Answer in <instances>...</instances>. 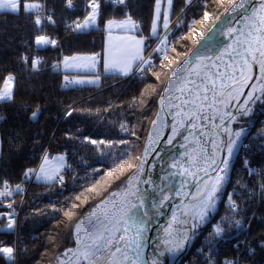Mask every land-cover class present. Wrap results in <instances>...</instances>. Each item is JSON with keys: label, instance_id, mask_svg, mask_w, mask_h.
Returning a JSON list of instances; mask_svg holds the SVG:
<instances>
[{"label": "trees", "instance_id": "trees-1", "mask_svg": "<svg viewBox=\"0 0 264 264\" xmlns=\"http://www.w3.org/2000/svg\"><path fill=\"white\" fill-rule=\"evenodd\" d=\"M234 1L200 0L180 14L183 5L181 0H175L172 18H176V22L168 34L171 48L165 51L168 61L179 62L185 58ZM64 2L49 1L52 21L40 26L35 24L34 13L25 12L24 0H21L19 12H0V90L9 75L14 77L13 99L0 101V184L7 181L16 187L29 184L33 178L16 230L5 228L3 224L8 217L15 223L14 209L19 198L12 210L0 205V214L7 215L0 219V248H15L16 264L52 263L62 251L74 246L75 223L111 191L134 179L152 133L159 94L178 65L176 62L172 69L164 70L166 61L154 55V66L146 68L142 77L101 76L98 86L63 87L65 75L59 63L64 57H101L105 25L109 20L122 18L124 10L143 25L145 35L150 34L156 5V0H126L125 6L119 8L102 5L94 27L66 32L62 26L66 11ZM205 12L209 16L207 24L200 23ZM189 27L198 30L201 36L192 40ZM38 36L55 40L56 46L37 45ZM34 59L40 61L37 70L32 69ZM37 110L38 116L33 120L32 113ZM258 115L257 107L252 108L244 120L251 121ZM238 127L235 124L234 128ZM251 129V135H256L264 129V124H254ZM244 150L242 147L235 158L232 178L237 177L244 185L243 189L235 191L234 199L238 198L235 202L247 207L251 204L248 196L255 181L252 177L246 178L245 168L239 161L241 156L244 158L250 153V158H246L249 166H260L264 151L259 145L251 151ZM44 153L49 158L65 157L62 182H40L34 177ZM124 160H129L134 167L125 166L120 171H113ZM27 169H33L34 173L26 178ZM118 181L121 182L119 186ZM69 209L73 210L66 216ZM260 210L262 220L253 217L249 225L250 235L245 240L248 248L242 251L240 245L235 249L236 244L228 243L225 250L222 249L223 256L220 252L214 254L213 264H225L238 256L237 264H264L261 246L264 242V204ZM245 220L250 221L244 217L242 221ZM204 230L206 227L201 229V237L207 233ZM197 246L199 242L194 241L182 261L187 259L191 264H204L190 255ZM0 264L13 263L6 261L0 253Z\"/></svg>", "mask_w": 264, "mask_h": 264}, {"label": "snow or ice", "instance_id": "snow-or-ice-1", "mask_svg": "<svg viewBox=\"0 0 264 264\" xmlns=\"http://www.w3.org/2000/svg\"><path fill=\"white\" fill-rule=\"evenodd\" d=\"M190 2V0H189ZM231 2V0H230ZM113 3H119L124 4L125 0H113ZM68 7L72 6L71 0H67ZM168 7H171L172 0H167ZM245 4V0H239V3H236L232 8L231 11H236L237 8H243ZM87 8L91 9V11L88 13V15L84 18L83 23L74 22L75 23V29L83 30L91 25H94L97 19V16L99 15L100 10V4L98 0H88V3L86 5ZM43 8V5L38 2V0H30V2L24 3V10L25 12H34L37 10H40ZM11 11V12H17L19 10V3L18 0H0V11ZM161 0H156V14L153 19V26H152V32L153 34H156V28H157V21L161 17ZM264 12V0H260V7L259 8H253L251 17H246V19L251 23L253 21V18L259 21V27L255 28L256 36L253 37L252 32L248 33V39L245 41H240V44L247 43L249 45L248 48L242 49L241 51L237 52V56L239 59H234L233 63L228 65L227 71H221L217 72L215 74V79L212 78V76L205 75V82L201 83L199 85H196V93L193 95V98L191 100H185L184 104H192L194 105L191 112L184 113V116L191 115L192 117L198 119V110H201L204 108L203 101L208 100V96L205 94L204 96L199 95V91H203L204 93H207L209 90L213 93V103H216L215 100L216 96H225L227 95L229 98H236L233 97V92H238V89L231 88L230 91L225 92L226 89H229V84L227 83L228 80H236V72H240L241 79L247 80L251 79V76H245V71H250L251 69V62L248 59V57L251 58V61H255L256 57L253 55V47L252 45L256 42H259L260 44V55L264 57V15H258V13ZM47 19L49 21H52V17L48 16ZM209 19L208 13L205 12L204 14V20L200 21V23H204ZM163 21H164V28H168V9H163ZM35 24L39 26L41 24V19L39 15L36 16ZM113 25H116L117 27L126 28L127 26H131L133 28L138 27V25L132 20L131 16H127V18L123 21H120L117 23L116 21L109 20L107 22V27L111 28ZM235 30L232 28L228 29V33H232ZM243 35V33H241ZM166 40H162L161 43L164 44ZM37 45H46V44H53L55 45L56 41L49 40L45 36H38L36 38ZM143 41H136L137 45L142 44ZM159 47L156 49V51H159ZM245 53H247V56H245ZM122 56H127L126 53L121 54ZM72 59H78L77 57H73ZM82 59L95 61L96 56L92 57H84ZM164 59L167 60L168 57L165 55ZM68 58H65V61L67 62ZM134 60H140L142 62L141 68L138 70H142V65L149 63V61L144 60L143 57L140 55L139 49L136 50V52L132 53L130 57H128L125 60H121L117 57V54L111 52L110 50L106 53L105 56V69H117L122 74L127 75L132 70V61ZM260 70L261 73L264 74V60H261L260 62ZM39 60L34 59L32 61V69L37 70L38 69ZM87 66V65H86ZM91 67H95V64H91ZM185 67H187V64H185ZM213 67H217L216 65H213ZM184 69H178V71H183ZM198 74V73H197ZM175 75V73H174ZM14 81V77L9 75L5 81L3 89L0 90V101L5 100H12L13 94H12V82ZM76 83H82L83 81H75ZM210 82L211 83V89L207 88L205 85ZM219 82V83H218ZM195 83V82H192ZM171 87V84L169 85ZM255 86H253L254 88ZM167 95V92L165 93V96ZM253 98V93L250 91L247 94V99L245 100V104L249 100ZM197 101H201V103H197ZM164 102V98L162 97L161 103ZM219 103H224L223 100L219 101ZM211 107V105H209ZM243 108V105H241ZM249 109H244V114L247 115ZM70 115V113H69ZM177 115H180V113H177ZM223 115H227L231 119H235V116H233L231 113H224L222 114L221 123H223ZM38 116V110L34 111L32 113L31 118L35 120ZM161 120V115H157V120L153 122V131H157V122ZM181 126H183L181 124ZM123 127V126H122ZM192 127H196V125H192ZM225 132L229 131L227 128L223 129ZM173 132H176V129H173ZM240 132H236V137L240 136ZM187 139V138H186ZM171 138L169 139L168 143H171ZM92 143H97L96 141H92ZM100 143H103L101 141ZM149 143H151V135L149 139ZM198 145L200 144V141H195ZM236 144L235 140H231L227 144V152L229 156H231L233 152L234 145ZM213 151L211 154L207 152L206 149L203 148V146H199L196 148L191 149L190 152H186L185 155L188 156L189 159V168H183L181 171V175H188V176H196V173L191 171V168H197L199 171L204 172L207 175L208 168L212 167L213 165L217 164V153H216V146L217 142L213 140ZM147 155V151L145 153ZM56 161H59V165L56 167L51 166V161L49 160V157L47 154L43 157V163L41 164L38 171L35 172V175L37 179L43 178L44 180H52L56 177V175L59 173L60 167L63 166V156H58L52 158ZM139 159V158H137ZM201 161L207 165V167H201ZM228 159L225 158L220 161V164L222 167H220L217 171V175L214 180H212L211 183H209V180H203L201 184L197 185V191L196 194L193 196V199L199 200V207L196 208L191 212V215L193 217L194 221H202L204 216L207 214V211L209 208H211L214 205L216 194L220 191L221 188V182L224 180V175L222 173L226 174L228 169ZM247 163V162H245ZM127 166L128 168L134 167L132 163H130L129 160H124L119 167L114 169L113 171H120L122 168ZM175 166V165H174ZM143 171V168L140 169ZM34 173L33 169H27L24 173L25 177H29L31 174ZM60 181L62 182L63 177L61 176ZM6 186V190L3 192H0V196L4 195H11V192L7 191V181L4 182ZM131 184V180H130ZM17 191H21L20 186H16ZM134 194V193H133ZM113 195H116L115 193ZM168 196L161 193V200L159 202V207H163L164 201L168 200ZM79 199V197L77 198ZM137 199H140V197H137ZM230 200V207L233 211L236 210L235 202L231 200V194L229 195ZM108 201L103 202V204H107ZM103 205H98L97 209L94 210V212H100V208ZM143 208V203L137 205V204H131L129 207L124 208V205H120L119 208H117V211H120V208H124L123 215L122 216H116L115 214H112V218H106L101 219V217L105 216V213L100 212L98 216L94 215L93 213H89L87 217L84 218L85 221H90L92 219L96 220V225H93L91 232L87 234V239L90 241L89 243L83 242V240L80 237L79 228L80 225H77V249H68L65 253V255L68 254V252H72L73 255L77 256V264L79 259H83L86 264H97V261L101 258V256L105 255L107 253V264H140L142 259V244L144 239H146L143 236V232L141 229V223L137 222L136 220L132 219L133 216L136 215V213L133 212V209L136 208ZM75 208V205L73 206ZM73 209H69L68 212L65 213L66 216H68ZM110 211V210H109ZM132 220V226H134V235L132 237L128 236L129 233V221ZM176 222V217L173 216V221ZM169 224V228L165 229L166 234L169 236L172 235L170 228L171 223ZM83 223V222H82ZM187 223V221H185ZM124 225L123 232L121 233V225ZM237 225H239V221H237ZM12 221L9 220V223L7 227L9 229L12 228ZM222 229L220 226H217L215 231L217 234L220 233ZM117 234H120L117 238ZM187 238V233H183L179 238H177L174 241L170 242V246L167 248L168 251H173L174 249H178L182 246L184 239ZM168 243V242H166ZM121 244H123V248L121 247ZM14 249L11 247H4L0 248V253L5 254V256L11 260L12 254ZM117 253L120 254L119 257H117ZM131 253V254H130ZM99 254V255H98ZM163 255V253H161ZM61 264H63V261H61Z\"/></svg>", "mask_w": 264, "mask_h": 264}, {"label": "water", "instance_id": "water-1", "mask_svg": "<svg viewBox=\"0 0 264 264\" xmlns=\"http://www.w3.org/2000/svg\"><path fill=\"white\" fill-rule=\"evenodd\" d=\"M236 3H239V0L230 6L226 13L202 37L194 49L173 70L158 98L155 121L158 114L161 115V120L157 122V131L154 132L152 129L154 146H151L150 154L147 157L145 156V159L141 160L140 163V169L142 167L143 171L139 170L138 190L135 199V204L139 205L143 203L144 205L143 208L138 207L135 209L137 216L134 218V220L141 223L143 236L146 238L141 248L142 259L140 264H160L156 256L159 255V251L164 249L160 246V249L156 250L157 244L162 241L158 240L157 242L158 234L164 227L167 219L179 213L180 208L189 201V196L194 194L196 189L193 183H189L188 175L185 174V178L182 180L181 175L176 173L177 164L182 161L185 147L190 142L189 139L193 134H198V130H188L197 121L196 118L191 119L190 115L184 116V113L191 112L194 107L192 104L185 105L184 101L193 98V95L197 91L196 85L205 82L206 74L215 79L217 72L227 71L228 65L232 64L234 59H239L237 52L249 47L247 43L240 44V41L247 40L249 32H252L253 37H255V28L260 26L259 21L255 18H253L251 23L246 19V17H251L253 8L260 7V0L245 1V6L241 10L233 16L227 17L231 8ZM258 15H264V12L258 13ZM220 25H223L224 28L218 34V27ZM229 28L235 31L229 34ZM245 56H247V53H245ZM185 64H187V67H185ZM213 65L217 67H213ZM181 68L184 70L178 71ZM232 81H227L229 86ZM170 84L171 87H169ZM205 86L211 89L210 82ZM166 92L167 95L165 96ZM255 93L256 91L253 93V99ZM205 94L208 96V100L202 102L204 108L198 110V116L209 105L215 107L217 110H221L219 96L215 97L217 102L213 103L212 91L209 90L207 93L199 91L200 96H204ZM162 97L164 98L163 103H161ZM197 103H201V101H197ZM177 113H180V115H177ZM186 117L188 118L185 120ZM210 123L211 129L209 128L208 131L212 132H210L209 140L205 142L203 138L201 144L207 151L212 147L213 136L218 130L217 127L220 128V124L217 121H210ZM174 128L176 129L175 133L173 132ZM201 131L204 137L208 138V135L205 134L208 131ZM170 138L172 142L168 143ZM148 140L144 147V153L150 147L148 146ZM219 166L220 162L212 170L213 173L209 175L211 180L214 179ZM189 167L186 166L185 168ZM193 169L196 168H191V170ZM161 193L166 194L169 198L164 202L163 207L156 209V206H153V200L156 197H160ZM137 197H140V199H137ZM128 227L130 229L128 235L132 237L135 231L134 226L131 223ZM188 237L184 239L185 250L189 241Z\"/></svg>", "mask_w": 264, "mask_h": 264}, {"label": "rangeland", "instance_id": "rangeland-1", "mask_svg": "<svg viewBox=\"0 0 264 264\" xmlns=\"http://www.w3.org/2000/svg\"><path fill=\"white\" fill-rule=\"evenodd\" d=\"M174 1L175 0H172L171 7L169 8L168 4H167V0H161V9H162L161 17L157 21V26H158L159 21H160V29L158 31L156 28V34H153V32H151L150 34L145 35V33L143 32V25H142V29L140 30L142 34L138 35L140 37V40L142 41V36H144V37L146 36L148 38V40H150L149 41L150 46L152 45V47H153L154 45H156L153 53H151L148 57L149 63L143 64L142 70H139V72H142V76H143V73H144L146 68L154 66V63L152 61V58L154 55H157V57L160 58V60H163L164 56H165V51L171 48V43L168 40V34H169L170 29L172 28V26L176 22V18H172V9L174 6ZM199 1L200 0H190V2H189V0H181L183 7L181 8L180 14L185 13L187 10H189L193 5L197 4ZM220 1L222 3L228 2V0H220ZM236 1L237 0H235L234 2H236ZM26 2H30V0L29 1L24 0V3H26ZM18 3H19V10H20L21 0H18ZM23 7H24V4H23ZM110 7L116 8L114 6H110ZM66 8H67V6H66ZM163 9H168V28L167 29H165L163 26V24H164ZM19 10L17 12H19ZM5 11H7V10H5ZM0 12H3V11H0ZM8 12H11V11H8ZM17 12H15V13H17ZM39 12L41 14H43V12L41 10H37L38 14H40ZM12 13H14V12H12ZM126 13H127V11L124 10L122 12V18L113 19V21L120 22V21L125 20L127 18L125 16ZM155 14H156V5H155L154 17H155ZM204 14L205 13L202 14L200 21L204 20ZM87 15H88V13L86 15L81 16V20H79L78 22L83 23L84 18ZM129 16H131V15L129 14ZM131 18H132V16H131ZM132 20H133V18H132ZM208 20L205 21L203 24H207ZM133 21L136 24L138 23L137 20H133ZM45 22H50V21L45 20ZM94 26H95V24L91 25L90 27H94ZM90 27H88V28H90ZM88 28L80 30V31L87 30ZM132 28L133 27H131V26H127L126 28H121V27H117L116 25H113L111 28H108L107 24L105 26V29L109 35H111V32H112V34H113V32L114 33H117L118 31H119V33L122 32L121 36H124V38H122V39H124V41L122 42L121 48H122V51H124V52L128 51L126 53L127 56H125L126 59L128 57H130V55L132 53L135 52L134 51V49H135L134 40L135 39H133V36L130 35ZM189 29L191 30L189 37H191L192 40L200 37V36L197 37L196 35H194V30H196L195 28L189 27ZM134 30L136 31L135 28H134ZM65 31L71 32L70 30H65ZM162 40H166V42L164 44H162L161 43ZM135 41H137V40H135ZM46 45H44V46H46ZM158 47L160 50L156 51V49ZM151 48H149V46L147 48H145V47L143 48L144 49L143 55H142L143 58L145 55L149 54ZM124 52H122L121 54H124ZM60 55H61V57H64V55L62 53H60ZM182 60H180L178 62L177 60L176 61H174V60L168 61V59L167 60L164 59V61H166V64H167V65H165L166 67L164 68V70H166L167 68H168L167 70L172 69L174 63L178 62V65H179V63ZM61 61H60V63H61ZM141 64H142V62L139 60L137 62V64L134 66L131 74H129L127 77H122V78L125 79L128 77H134L135 74L132 75L133 72L135 70L138 71V69L141 68ZM59 67L61 68V64ZM173 70H172V72H173ZM97 77H100V76H97ZM136 77H138V76L136 75ZM64 79H66L67 81L70 80V78H68L67 76L63 77L62 81ZM167 79H166V81H167ZM99 83H100V81L96 85H93V86H98ZM13 85H14V81L12 82V89H13ZM72 85H79V84L76 82H74V83L72 82L71 86ZM79 86H91V85H79ZM159 96H160V94H159ZM263 103H264V75H263V79H262V81L258 87L257 94L254 97L251 105L249 106L250 111H248L247 115L242 114L241 116H238V118L235 122V124H238V126H239L238 128L235 129L234 128L235 124L233 125L232 131H231L230 141L235 140L236 144L234 145L233 152H232L231 156H229V154L227 152V144L230 141L226 144V147L224 149L225 152L223 154L222 160L225 158L228 159V161H229L228 169H227L226 174L222 173V175H224V180L221 182L220 191L216 194V199H215L214 205L208 209L207 214L204 216L202 221H194L193 217H191V230H192V232H191L190 240L188 242V247L186 249V252L183 255H185L187 253V251L189 250L188 248H190V246L194 243V241H196V242H199V246L194 247L191 250L190 255H191L192 259L200 260L204 264H213L212 261H213V256L215 253L220 252L221 255L223 256L222 249L225 250V247L227 246L228 243H232L234 245L237 244L240 246H244L243 244H245V243L243 242V240L246 237V232H248L247 235H250V227H249L250 221H248V222L246 220L242 221V219L244 217H246V219L249 218L251 220L254 216H256L258 213L256 210V207H255L256 206L255 204H257V200L258 201H260V200L264 201V159H263V162L260 166L253 165L252 167H250L249 166L250 162L246 159L247 157L250 158V156H251L250 153L248 155H245L244 158H243V156H241V158H240L239 164L243 168H245L244 175L246 176V178L252 177V180L255 181L254 188L250 191L249 196H248V197H250L248 200H249V202H251V204L247 205V207L240 205V203H238V202H235L238 199V198L234 199L235 191L237 189H243L244 185H242L240 183V180L237 177L235 179L232 178V175H233L232 174V166H233V163L235 161V158L239 154V151L241 150L242 147L245 150L248 149L251 151L254 146L259 145V148L264 151V129H261L256 135H251L253 133V131H252L253 129H251L252 125H254V124L259 125L260 124V126H261L264 124V104ZM256 107L259 110V115L251 121L244 120L249 116L252 108H256ZM236 132L241 133L239 137H236V135H235ZM151 135H152V133H151ZM152 141H154V135L151 137V144H152ZM148 144H150L149 140H148ZM45 154L46 153H44V155L42 156L40 164H39L38 168L35 170V172L39 170L41 164L43 163L42 161H43V157L45 156ZM58 156H63V155H58ZM58 156H55V157H58ZM52 158H54V157H52ZM52 158L51 157L49 158V160L51 161V166L52 167L58 166L60 162L56 161ZM64 162H65V157L63 160V165H64ZM245 162H247V163H245ZM140 163H141V161L139 162V167H138V170H137V173H136L134 179H129L123 186L121 185L122 186L121 188L114 189L113 191H111L105 199L97 202L96 205L92 206L89 209V211L86 214H84L79 219V221L77 223H75V225L73 227L74 246L70 249H73V250L77 249V237H76L77 225H80L79 233H80V237L83 240V242H85V243L90 242L87 239V234L89 232H91L93 225H96L97 222L95 219H92L90 221L84 220V218L87 217L89 215V213H93L96 216H98L100 214V212L105 213V216L101 217V219L112 218V214H115L116 216H122L123 215L124 208H127L131 205V202H132V200H130L131 192L135 193L136 192L135 189H137L136 180H137L139 170H140ZM63 167L64 166L60 167L59 173L52 180L46 181L43 178L37 179L35 174H34V177L36 178L37 181H40V182H53V181H59L60 182L59 178L61 176L63 177ZM220 167H222L221 164H220L219 168ZM218 169H217V171H218ZM217 171L215 173L214 179L217 175ZM109 174H112V173H109ZM240 175L242 176L241 173H240ZM130 180H131V184H130ZM102 183L103 182H100V184H102ZM120 184H121V182L118 181L117 186H119ZM228 184L230 186L227 189ZM114 193L116 195H113ZM230 194H231V200L234 201L235 205H236L235 211H233L232 208L230 207V203H231L229 200ZM238 195H240V194H238ZM16 199H17V197H16ZM105 201H108V203L106 205L103 204V202H105ZM13 204H15V202H13ZM98 205H103L100 208V212H94V210L97 209ZM120 205H124V208H120V211H117V208H119ZM198 207H199V201L193 205L192 211ZM14 210H15V215H16L15 223H13V221L10 219V217H8L7 219L4 220L3 225L5 226V228H8L7 225L9 223V220H11L12 225H13L12 228H14V230L17 229L16 224H17V219H18L19 214H17L16 208ZM6 216H7L6 214H2V215L0 214V219L2 217H6ZM237 221H239V225H237ZM217 226H220V228L222 229L219 234H217L215 231ZM123 227H125V226L122 224L120 234H122V232H123ZM204 227H206V230H204V231H206L207 233L205 234V236L201 237L200 236L201 229H203ZM120 234H117V238ZM197 236H198V239L196 240ZM5 247H7V246H5ZM13 249H14V251H13L11 260H9L5 256V254H3V253H1V254L4 255V258L6 261L12 262L13 264H16V251H15V248H13ZM242 249H244V248L242 247ZM67 250L68 249H65L64 251H62V253L58 257H56L55 260H53V262L50 264H61V261H63V264H77V256L73 255L72 252H68V254L65 255ZM219 258L221 259V257H219ZM231 262H233V261L230 259L229 262H225V264H232ZM78 264H86V262L81 258V259H79ZM179 264H191V262L187 259H184Z\"/></svg>", "mask_w": 264, "mask_h": 264}, {"label": "bare ground", "instance_id": "bare-ground-1", "mask_svg": "<svg viewBox=\"0 0 264 264\" xmlns=\"http://www.w3.org/2000/svg\"><path fill=\"white\" fill-rule=\"evenodd\" d=\"M247 1V0H245ZM245 6V4H244ZM242 8H237L236 11H230L229 14L227 15V17L233 16L236 12H238L239 10H241ZM224 28L223 25H220L218 27V34L220 33L221 29ZM254 51H253V55L256 57L255 61H251V58L248 57V59L251 62V69L250 71L246 70L245 71V76H251V79H247L242 80L241 79V75L240 72H236L235 76H236V80L232 81L229 89H226L225 92L230 91L231 88H236L238 89V92H233V97L236 98H229L227 95L225 96H219L218 99L221 101L223 100L224 103H221L220 109L221 110H217L215 107H209L206 106V110L202 113H200L199 118L196 119L197 123L193 124L196 125V127H192V125L188 128V130H192L194 129L195 131L198 130V134H193L192 137L189 139L190 142L188 143V145L185 147V152L184 155L182 157V161L180 163L177 164L176 167V173L178 175H181V171L183 170V168H185L186 166L189 167V159L188 156L185 155L186 152H190L191 149L196 148L201 146L203 138L205 140V142L207 140H209V135H211L210 132L212 131H208V129H211V123L210 121H217L218 124H220V128L217 127V131L213 136V140H215L217 142V146H216V153H217V164L213 165L212 167L208 168V172L207 175L204 172L199 171L197 168L193 169L191 171L196 173V176H188L189 179V183H193V186H195V191L194 194H191L188 198L189 201H187V203L182 206L180 208L179 213L176 215H172L170 216L164 227L162 228V230L160 231V233L158 234V238H157V242L158 240H162L160 243L157 244V248L156 250L160 249V246L162 247V251H159V255L156 256V259L159 260L160 264H179L181 263L183 257H184V253L186 252L185 247H184V241L183 244L180 248L178 249H174L173 251H168L167 248L170 246V242L176 240L177 238H179V236H181L183 233H187V237L190 240V236H191V212H192V208L193 205L198 202L199 200L193 199V196L196 194L197 191V185L201 184V182L203 180H209V175L213 173V169L219 164L220 160L223 157L224 154V149L226 147V144L230 141V137H231V131L233 128V125L236 122V119L238 118V116H241L242 114H244V109H249V106L251 105L253 98L251 100H249L247 102V104H245V100L247 99V94L251 91L252 93H255V96L257 94V90L258 87L263 79V75L261 73L260 70V61L264 60V57H262L260 55V44L259 42H256L255 45H252ZM253 86H255L253 88ZM191 105V104H190ZM189 105V106H190ZM241 105H243V108L241 107ZM217 111V113H216ZM224 113H231L233 116H235V119H231L230 117H228L227 115H223V123H221V119H222V114ZM204 114V115H203ZM188 117L185 118V120ZM191 119H194V117H192L190 115ZM184 120V121H185ZM233 120V121H232ZM227 128L229 131L225 132L223 129ZM201 130H205L208 132H205V134L208 135V138L202 134ZM193 133V132H192ZM153 136V134L151 135V137ZM195 141H200V144L198 145L197 143H195ZM148 146H150L149 148H147V155H145V153L143 152V156H142V161L145 159V156L147 157L150 152H151V146L153 147V141L152 144H148ZM213 147L214 145L212 144V147L210 150H208L207 152L209 154L212 153L213 151ZM201 167H207V165H205L202 161L200 164ZM154 170V169H153ZM185 178V175H181V179L183 180ZM138 180L139 177H137L136 180V186L137 189L136 192H131V198L130 200H132L131 204H135V199L137 196V190H138ZM212 180H209V183H211ZM134 190V191H135ZM134 193V194H133ZM166 193V192H165ZM167 194V193H166ZM164 194V195H166ZM161 200V196L160 197H156L153 200V206H156V209H159V202ZM165 202V201H164ZM134 213H136V210H133ZM137 216V214L135 216L132 217V219H134ZM173 216L176 217V222H172L173 221ZM185 221H187V223H185ZM171 223V228L170 231L172 233L171 236H169L168 234H166L165 229L169 228V224ZM132 223V220L129 221V225L130 226ZM129 234V233H128ZM129 236V235H128ZM168 242V243H166ZM189 242V241H188ZM121 247L123 248V244H121ZM188 247V244L186 246V249ZM161 253H163V255H161ZM117 257L120 256L119 253L116 254ZM97 264H107V253L103 256H101V258L97 261Z\"/></svg>", "mask_w": 264, "mask_h": 264}, {"label": "built area", "instance_id": "built-area-1", "mask_svg": "<svg viewBox=\"0 0 264 264\" xmlns=\"http://www.w3.org/2000/svg\"><path fill=\"white\" fill-rule=\"evenodd\" d=\"M27 1H29V0H27ZM49 1H51V0H38V2L43 5V8L40 9L43 12V14H41L40 12H39L40 14H38L37 11L33 12L34 15H35V19H36V16L39 15V17L41 19V24L40 25H42L45 22V20H48L47 19L48 16H51V10L52 9L50 8V6L48 4ZM71 2H72V6L71 7H68L67 0H65V2H64L66 11L63 14L62 26H63L64 30L75 31L76 29H75V23L74 22H78L79 20H81V16L86 15L87 13H89L91 11V9L86 7V5L88 3V0H71ZM98 2L100 4V6L104 5V6H109V7L110 6L123 7L126 4V0H125L124 4L113 3V0H98ZM66 6H67V8H66ZM128 13L129 12L127 11V13L125 14L126 17L129 16ZM137 25H138V27L135 28L136 31L139 34H142L141 31H140L142 29V24L140 22H138ZM194 35L201 36V34H200V32L198 30H194ZM142 41H143V45H144L145 48H147L148 46H149V48L152 47V45L150 46V43H149L150 40H148V38L146 36L145 37L142 36ZM46 46L55 47L56 43H55V45L49 43ZM155 47H156V45H154L150 49L149 54L145 55L143 59L148 61V57H149V55L151 53H153ZM39 63H40V61H39ZM94 64H95L94 74L96 76H100L101 77L102 74L100 72V64L99 63H94ZM134 74H135V76L137 75L138 77H142V72H139V70L138 71L135 70L132 75H134ZM71 84H72L71 80L67 81L66 79H64L62 81L63 87H70ZM32 180L27 185H23V184L19 185L21 191H17L16 187L11 186L10 183L7 182V191L11 192V195L0 196V205H3V207H5L6 210H12V209H14L13 202H15L16 197H19V203H18V206L16 208L17 209L16 212H17V214H19L20 210H21V207H22V204H23V201H24V198L27 195V192H28V189H29V186H30ZM4 182L5 181H3L0 184V192H3V191L6 190V186H5ZM262 204H264L263 200H260V201L257 200V204H255L256 205L255 206L256 210L258 212L257 215L254 216L256 218V220H260V219L262 220V217H261L262 213H261V210H260V206ZM250 222H251V220H250ZM247 234H248V232H246V237L249 236ZM246 237L243 240V242L245 243V244H243L244 246H241L239 250L244 251L245 249L243 250L242 247L243 248H246V247L248 248V246H246V242H245ZM261 243H262L261 246L264 249V242H261ZM238 246L239 245L236 244V246L234 248L238 249ZM249 252H250V250H249ZM237 260H239V256H238V259L232 260L233 262H231V263L232 264H234V263L237 264L238 263Z\"/></svg>", "mask_w": 264, "mask_h": 264}, {"label": "crops", "instance_id": "crops-1", "mask_svg": "<svg viewBox=\"0 0 264 264\" xmlns=\"http://www.w3.org/2000/svg\"><path fill=\"white\" fill-rule=\"evenodd\" d=\"M96 21H97V19H96ZM117 23H119V22H117ZM95 25H96V23H95ZM121 35H122V32L119 33V31L117 33L113 32V34L111 32V35H109L108 32L106 31V36L104 39V49H103V53H102L101 57L96 56L95 61H90V60H86V59H82V58L92 57L94 55H76V56H72V57H67L68 58L67 62L65 61L66 57H64L61 61V68H60L61 72L65 76L70 78V80L73 83L75 81H83L82 83H78V84L79 85H91V86H93L99 82L101 77H97L94 74V68L91 67V64L99 63L100 64V72H101L102 76L127 77L129 74H131L134 66L137 64V62L139 60L132 61V70L127 75L122 74L117 69H109V70L105 69V56L109 50L111 52L117 54V57L119 59H121L122 61L126 59L125 56L121 55V53L124 52V51H122V48H121L122 42L124 41V39H122V38H124V36H121ZM130 35L133 36V39H135L137 41L140 40V37L138 36V34L134 30V28H132ZM135 40H134V43H135L134 51L136 52V50L139 49L140 55L142 56L143 51H144V49H143L144 45H143V43L140 45H137ZM127 52L128 51H126L124 53H127ZM73 57H77L78 59H72ZM12 91H13V89H12Z\"/></svg>", "mask_w": 264, "mask_h": 264}]
</instances>
